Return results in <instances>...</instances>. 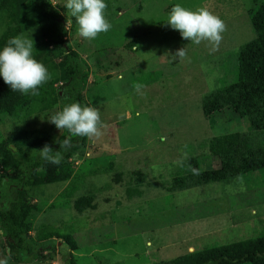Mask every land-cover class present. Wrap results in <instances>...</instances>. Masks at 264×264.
Wrapping results in <instances>:
<instances>
[{
    "label": "rangeland",
    "instance_id": "rangeland-1",
    "mask_svg": "<svg viewBox=\"0 0 264 264\" xmlns=\"http://www.w3.org/2000/svg\"><path fill=\"white\" fill-rule=\"evenodd\" d=\"M52 1L67 18L70 45L86 62L83 93L96 102L92 105L101 115L100 135L87 139V161L92 154L93 160L86 165L84 178L77 179L79 189L92 193L97 206L79 213L73 198L61 196L66 182L44 185L34 193L43 211L32 235L47 225L71 232L79 245L74 251L78 264H146L264 233V181L259 177L167 189L173 177L192 172L190 157L199 159L202 170L213 160L219 162L199 146L202 141L248 130V121L238 115L206 117L202 99L237 77L238 53L256 37L251 0H106V18L112 26L94 40L78 34L63 0ZM175 3L207 8L223 20L225 29L214 51L208 41L193 44L166 23ZM29 4L24 34L35 46L40 38L38 13ZM182 47L186 56L173 59ZM49 117L0 116V137L14 133L16 126L50 129ZM108 161L114 166L103 171V162ZM139 167L152 186L140 184L143 194L129 198V172L116 183L113 171ZM4 244L0 233V262L19 264L6 259ZM57 245L54 251H45L51 255L48 259L31 264H64V252L71 249L64 240Z\"/></svg>",
    "mask_w": 264,
    "mask_h": 264
},
{
    "label": "trees",
    "instance_id": "trees-1",
    "mask_svg": "<svg viewBox=\"0 0 264 264\" xmlns=\"http://www.w3.org/2000/svg\"><path fill=\"white\" fill-rule=\"evenodd\" d=\"M28 2L30 7L32 2L38 13L40 31L33 54L46 65L50 78L40 86L38 95H25L12 91L0 77V116L25 120L33 115L51 116L63 105L73 101L96 105L94 100L92 103L87 100L88 94L83 93L88 75L86 62L80 61L79 53L70 45L67 18L52 0H0V45L10 36L26 31ZM251 2L253 7L249 13L256 37L238 53L237 77L207 93L202 99L206 117L238 115L248 121V130L228 131L202 141L199 146L205 148L203 150L210 154L211 159L217 158L219 162L215 164L213 160L209 164L211 167L202 170L199 159L190 157L187 162L192 172L173 177L167 187L170 191L236 177L247 182L258 177L264 181V0ZM133 46L136 44L133 43ZM15 128L14 133L7 134L5 138L0 137V233L5 241L2 246L8 249L5 257L19 264L42 261L51 256L45 251H54L58 240H64V244L71 249L64 252V264H78L74 251L79 249V245L71 232L47 225L38 228L37 236L32 235L36 217L43 211L34 193L37 194L44 185L66 182L61 196L73 198L77 212L96 209L94 195L82 192L77 180L84 178L87 171L85 167L91 165L93 160L92 154L91 160L87 161L90 158L86 155L88 137H77L66 129L61 131L53 123L50 129ZM64 138L70 142L60 149L59 141ZM45 144L54 151L60 149V164L54 165L39 157L37 150ZM79 161L82 162L77 164ZM103 164V171H111L114 166L113 161ZM141 169L113 171V181L116 183L122 181L123 175L129 172L126 190L129 198L143 194L140 184L145 182L152 186V181H148V175ZM90 174H94L91 169ZM76 192L77 196L73 197ZM48 239L54 241L44 243ZM146 264H264V233L226 244H209L171 259Z\"/></svg>",
    "mask_w": 264,
    "mask_h": 264
},
{
    "label": "clouds",
    "instance_id": "clouds-1",
    "mask_svg": "<svg viewBox=\"0 0 264 264\" xmlns=\"http://www.w3.org/2000/svg\"><path fill=\"white\" fill-rule=\"evenodd\" d=\"M67 14L75 19L80 36L94 40L98 34L107 32L111 23L106 18V0H63ZM166 23L179 30L182 38L193 44L208 41L214 51L220 44L225 29L223 20L207 8H187L182 3H175L167 14ZM34 41L24 33L10 36L0 45V77L11 88L25 95H38L39 88L49 78L46 65L33 54ZM184 47L176 50L173 59L186 56ZM58 129H66L77 137H94L100 135L102 125L99 110L91 104L73 101L46 118ZM64 138L60 149L69 144ZM45 144L37 150L39 157L48 163L58 165L61 152ZM3 264V262H0Z\"/></svg>",
    "mask_w": 264,
    "mask_h": 264
}]
</instances>
